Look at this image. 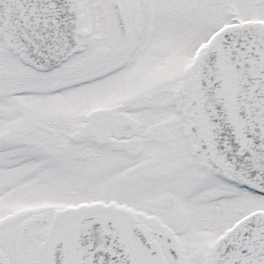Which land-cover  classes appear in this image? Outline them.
<instances>
[{
  "label": "snow or ice",
  "instance_id": "obj_1",
  "mask_svg": "<svg viewBox=\"0 0 264 264\" xmlns=\"http://www.w3.org/2000/svg\"><path fill=\"white\" fill-rule=\"evenodd\" d=\"M0 264H264V0H0Z\"/></svg>",
  "mask_w": 264,
  "mask_h": 264
}]
</instances>
